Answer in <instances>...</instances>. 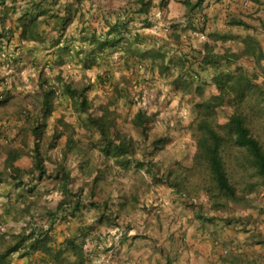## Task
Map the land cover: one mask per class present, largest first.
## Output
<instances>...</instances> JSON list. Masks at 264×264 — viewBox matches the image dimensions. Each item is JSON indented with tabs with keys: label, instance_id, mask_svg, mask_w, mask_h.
I'll list each match as a JSON object with an SVG mask.
<instances>
[{
	"label": "crops",
	"instance_id": "0c3cea01",
	"mask_svg": "<svg viewBox=\"0 0 264 264\" xmlns=\"http://www.w3.org/2000/svg\"><path fill=\"white\" fill-rule=\"evenodd\" d=\"M145 1L150 4L147 14L137 13L140 0H5L0 6V28L4 26L10 32L7 37L0 38L2 160L8 151L28 152L32 142L28 128L31 121L46 122L42 145L52 139V129L57 128L59 133L53 147L46 148V155L52 162L44 161L46 173L43 179L31 181L34 191L24 194L30 195V200L26 201L28 213L21 211L24 205L13 183L0 184L1 219L26 215L25 219H42L41 224L48 221L49 225L45 223L44 227L50 226L55 245L62 244L67 237L83 238L84 251L89 254L107 251L98 248L103 245L99 236L116 227L115 224L125 231L132 230V236L120 238V250H111V264H264V245L258 243L264 237L262 230H236L235 224L226 223V217H216L210 209L203 211L201 205L204 203L192 204L185 194L153 183L147 165L136 168L133 161L151 160L160 172H164L171 163L164 161V153L171 151L174 145L177 149L180 147L183 139L180 133L183 132L179 131L178 121L170 116L172 109L168 107L172 104L166 99L156 101L145 110L146 137L141 135L140 128L133 125L132 120L142 109L131 101L127 83H122V80L131 82L134 79L140 89L148 92H164L165 95L168 91L172 98L180 96L184 94L181 92L185 90L184 86L177 87L173 81L182 72L180 63L184 55L200 58L205 45H214L213 54L225 50L236 53L244 47L248 37L256 42L262 53L259 63L264 65V0H204L191 14L187 13V4L195 0ZM156 12L161 14L160 22L151 17ZM32 17L40 21L38 35L27 41L20 40L22 24ZM234 19L243 21L250 28L230 25ZM116 23L127 29L129 38L126 39L130 42L134 35L149 38L141 44H133V50L158 52L163 61L150 57L135 60L124 54L123 49H117L106 63L96 56L89 57L87 52L93 48L91 37L103 40V32ZM217 36L220 38H215ZM153 41H156L155 45H152ZM123 45L125 41L116 48ZM116 53L121 55L115 61ZM90 59H97L99 65L95 62L85 67L84 63H90ZM132 59L137 61L134 65ZM140 63L145 65L144 71L137 70L142 67ZM158 66L169 67V75L162 74ZM190 68L198 74L199 81L193 82L194 87L201 85L204 92L214 88L210 68L201 71L197 63L191 64ZM105 70L110 75L109 87L99 82L104 78ZM40 76L48 80L49 86L44 88H56V92L60 89L59 79L64 83L71 82L77 88L88 85L85 96L92 117L100 116L105 106L115 110L118 114L116 127L134 143L135 154L127 168H120L115 158L101 150L99 133L85 127L86 114L67 99L56 97L51 114L41 117L39 101L34 95ZM143 79L148 81L142 85ZM115 87L124 97L108 105L109 99L118 97ZM185 96L188 95L182 98ZM25 97L30 100L26 101ZM27 112L30 118H27ZM190 151L194 150L191 148ZM177 159L175 157L174 161ZM13 164L30 168L31 152L20 153ZM65 174L67 178L63 180ZM44 190L49 191L46 198L49 204L52 203L50 210L47 203L43 204L41 197H37ZM152 195L159 196L161 201L158 216L140 208L142 197ZM61 200H65V211L51 220L47 210L53 212ZM74 200H78V207ZM38 208H43L42 214ZM239 231L242 236H237ZM38 253L32 256V264L40 258ZM23 262L18 261V264Z\"/></svg>",
	"mask_w": 264,
	"mask_h": 264
},
{
	"label": "trees",
	"instance_id": "16d2710c",
	"mask_svg": "<svg viewBox=\"0 0 264 264\" xmlns=\"http://www.w3.org/2000/svg\"><path fill=\"white\" fill-rule=\"evenodd\" d=\"M5 0H0V6L4 4ZM204 0H195L193 3L187 4L188 14H191L197 7H199ZM140 7L137 9L138 14H147L150 8L149 1L140 0ZM136 10V11H137ZM121 23V22H119ZM119 23L114 24L111 28L104 33L105 38L99 40L94 36L91 37V44L93 48L87 52L89 57L96 56L102 63H106L108 57L112 56L117 49H123V53L130 55L133 59H145L150 57L152 60L162 58L158 52L146 51L140 52L132 49V45L141 44L147 41L149 38L132 36L131 42L126 39L127 29L119 26ZM40 21L37 17L27 19L21 26L19 39L23 41L30 40L38 35L37 29ZM230 25L243 27L249 29V25L241 20H231ZM10 34L7 28L2 26L0 28V38H5ZM219 39L220 37H215ZM125 41V45L116 48V46ZM152 45H155L156 41H153ZM244 47L236 53H231L225 50L221 54H213L212 50L214 45H205L203 48V54L200 58H191L190 56H183L181 61V74L178 79L173 83L181 86H189L194 81H199L198 74L190 68L191 64L197 63L199 70L205 71L211 69L213 72L211 81L214 84L215 91L205 101L196 102L193 105V109L196 112L195 118L188 125V129L191 130L192 136L195 141V151L193 155V166L188 168H182L174 163L169 168L160 172L159 168L155 166L151 160L142 162L139 160L133 161L132 158L135 154L134 143L131 138H128L121 130L116 127V117L118 114L115 110H108L107 106L101 109V115L92 117L89 112L90 104H88L85 92L89 89L88 85H82L79 88L74 87L71 82L64 83L59 79V92H56V88L45 89L44 86L48 85V80L40 76L38 83V90L34 95L37 96L39 101L42 118H46L52 112V103L56 97L67 99L73 106L77 107V110L85 113L86 118L83 119V124L87 129L93 130L99 133L101 150L111 155L116 159L120 168H127L133 161L136 168L144 167L147 165V171L151 174L153 183L161 184L168 188H171L176 193L190 192V182L187 180L185 172H190L193 169L205 168L209 174V181L211 182L210 188H201L208 196L209 208L211 211H216L225 208L226 203L244 204L247 202V197L254 191L255 185L249 184L246 189H238L230 180L227 172L226 163L223 157L224 148L232 144L236 148L243 150L241 158L245 161L249 170L258 178L259 185L264 186V146L259 139L253 134L251 130V103L257 100L256 113L258 109L260 97L264 98V90L255 83L256 75L248 74L240 67H236L234 70H230L231 64L243 57L252 58L254 62L259 64L262 58V53L258 49L256 42L248 37L244 40ZM127 45V47H126ZM186 56V57H185ZM97 58V59H98ZM97 59H90V63H84L85 67H89L93 63L97 62ZM132 59V60H133ZM161 61H163L161 59ZM127 61L124 59V65ZM137 61H132L134 65ZM154 61L151 62L153 64ZM141 66H137L138 69L145 70V65L140 63ZM139 64V65H140ZM223 64H225L223 68ZM161 65V64H160ZM153 67V65H151ZM130 66H127L128 68ZM162 74L168 73L169 67L158 66ZM136 68V67H135ZM152 70V69H151ZM150 71V70H149ZM264 75V71H261ZM104 78L99 82L100 84H111L110 75L108 71H104ZM106 79V80H104ZM58 81V78H56ZM178 82V84H177ZM122 83H129L128 80H122ZM120 83H118L119 85ZM129 85V84H128ZM134 83L133 86H136ZM115 87V94L119 97H124L123 94ZM177 90V88H175ZM196 92L202 91L201 85L195 88ZM182 92L186 93L185 90ZM58 93V94H57ZM197 93V94H198ZM197 97V95H194ZM109 99L108 105L113 104L118 100ZM131 101L135 103L133 97ZM140 110L136 113L135 118L132 120L133 125L140 128V133L146 137L147 127L144 125L146 120L145 111ZM217 115H221L224 118V122L219 123L216 119ZM30 118L29 112H27V118ZM26 118V119H27ZM30 122V121H29ZM58 124L62 122L57 121ZM32 125L29 128V133L32 136L31 146L28 152H31L32 166L30 168H20L13 163L19 157L20 153L28 154L24 151H8L3 160V167L0 168V184L4 182L13 183L18 189V197L22 203L29 201L30 195H24L26 193L32 194L33 186L31 181L40 182L45 173L46 168L44 161L52 162V159L46 155V148L53 147L55 140L59 136L57 128L52 129V139L49 140L46 145H42V133L46 128V122L41 120L31 121ZM66 127V126H65ZM243 167H245L243 165ZM151 169H153L151 171ZM182 170V171H181ZM66 174L63 176V180H66ZM28 182V183H27ZM257 183V184H258ZM256 184V185H257ZM43 188V186H42ZM64 191V190H63ZM24 192V193H23ZM48 190L40 191L37 197H41L43 204L47 203ZM36 196V195H33ZM74 197V196H73ZM26 200V201H25ZM75 205L78 207V200H74ZM65 200H61L56 205L53 212L47 210V214L55 219L58 213L65 211ZM21 211L29 212V205L23 206ZM31 218V217H30ZM52 219V220H53ZM226 223L231 224L234 220L240 223L244 228L248 230L246 225L255 227L254 220L250 216L245 218H226ZM34 221L32 219L27 220ZM51 223V221H50ZM30 225V224H29ZM51 228H47L44 225L28 227L23 226L18 232H7L0 234V264H18V261H24L21 264H32L31 258L39 252V263L42 264H92L89 253L84 251V240L78 237H67L63 240L62 244L55 245L53 237L50 235ZM260 244L264 245V237L260 238Z\"/></svg>",
	"mask_w": 264,
	"mask_h": 264
},
{
	"label": "rangeland",
	"instance_id": "374dc122",
	"mask_svg": "<svg viewBox=\"0 0 264 264\" xmlns=\"http://www.w3.org/2000/svg\"><path fill=\"white\" fill-rule=\"evenodd\" d=\"M120 55H121L120 53L115 54V56L113 57V60H115V61L119 60ZM224 65L225 64H223V68L225 67ZM260 65L255 63L254 60H252L250 58L243 57L237 61H234V63L231 64V66H230V70H234L236 67H240L243 71H246L248 74L256 75L255 83L260 87V90L261 89L264 90V75L261 72L264 65H261V66ZM22 80L23 79H21V82L24 83V81H22ZM141 81H142V85H143V84H145L144 82L145 81L147 82L148 80L143 79ZM14 82H16V80ZM135 82H136V80L133 79V81L126 84V86H128L126 88L128 95L133 97V98H136V103H134V105L137 106L138 108H140V106H142V102L144 101L146 107L149 108V106L153 105V103H155L156 101L164 102V100L167 99L168 100L167 102L172 104L171 107H168L169 109H172L170 116L175 118L178 121L179 131L183 132V133H180V134H183L181 136V137H183V139L181 138L182 142L180 143L181 139L179 140V143H180L179 146L180 147L177 149L176 145H174L171 148V151H167V154L165 152L164 153V161L168 162V163L171 162L170 165L177 163V165L181 166L182 168H188L190 166H193V155H194V151H195V149H193V147H195V141H194V138L192 136L191 130L187 129L188 125L190 124L191 121L194 120L195 115H196V112L193 109V105L196 102L205 101L209 95L214 93L211 90H215V87L213 89L208 90L207 92L201 91L200 93H198L195 90L196 87H194V85H193L194 83H192L189 86H184L183 89H185V91L187 92L186 94L185 93L180 94V96H175L172 98L171 92L167 91L165 95H163L164 92L160 93V94H158L156 92V94H155V91L148 92V90L140 89L138 84L136 86H133V83H135ZM27 86H29V85L27 84ZM181 95L182 96L188 95V96H185L184 98H182ZM194 95H197V97L196 98L193 97ZM25 99H26V101L30 100L28 97H25ZM117 99H118V97H117ZM255 103H257V100H254L251 103V106H252V113H251L252 122H251L250 127H251L253 134L259 139L261 144L264 146V98L260 97V99H259L258 109H260V110L258 113H256V111H255L256 110ZM216 119L219 123L224 122V118L221 115H217ZM185 137H186V139H184ZM191 148H192V150H194L193 152L190 151ZM224 149L225 150L223 153V157H224V160L226 163L227 172H228V175L230 177L231 182L238 189H242V188L246 189L249 184L255 185V187H254L255 189L250 195H248V197H247L248 199H247L246 203H244V204L226 203L224 209L220 208L219 210L211 211V212L216 214L215 215L216 217L221 216V217H226V218H238V217L245 218L246 216H250L254 220V222L252 224H254L256 222L255 227H254L255 229H253V227H251V225H246V226L249 229H253L256 231L262 230V232H264V186L259 185L258 178L252 173L251 170H249L245 161L241 158V155L244 152L243 150L236 148L232 144L228 145ZM181 150H183L184 152L180 153ZM3 157H4L3 156V150L0 149V168L3 167V160H2ZM175 157L178 158L177 161H174ZM243 165L245 167H243ZM185 175L187 177V180L190 182V186H191V187L188 186V188H191V189H190V192L184 191L183 194H185L186 197L191 199L190 202H192V204L194 202L195 203L200 202L201 204L204 203L203 205H201V208L203 209V211H205V210L210 211L209 210L210 208H209L208 196L203 191H201L202 187L203 188H205V187L210 188V186H211V182L209 181V174L206 172L205 168L193 169L190 172H185ZM6 196L8 197L9 195H6ZM152 197H154V196L153 195L152 196H143L142 199L140 200V202L142 200L144 201L145 199H150ZM23 205L25 206L26 203L24 202ZM51 205H52V203L49 204L47 201V208L49 210H50ZM42 209L43 208H41V209L38 208V210L41 211L40 212L41 214L43 212ZM14 213H16L15 210H14ZM25 218H26V215L24 217L19 216V218L3 220V219H1V216H0V234L7 233V232H18L23 226L32 227V225H34V226L38 227L41 225H45V223L48 224V221H44L41 224L42 219L34 220L33 222L28 221V223H27V220H29V219H25ZM118 222H120V221H118ZM231 224H235L234 229H236V230L242 229V228L245 229V227H243L240 223L235 222L234 220L231 222ZM114 226H117V225L115 224ZM227 227L231 232L234 231V229H231L229 226H227ZM227 233L229 234V232H227ZM240 235H241V232L239 231L237 236H240ZM140 237L141 236H139V235L136 236V238H140ZM243 237H244V235H243ZM127 238H128V236H127ZM133 238H135V237H133ZM120 245H121L120 244V238H118L115 241V246L113 247V249L119 248V250H120V247H121ZM226 245H230V244L226 243ZM107 252L108 251H104L102 253L94 254V255L98 256V257L99 256H106L108 254ZM117 252L119 253L120 251H117ZM38 256H39V253H38ZM33 258H36V260H37L38 257L34 256ZM35 264H42V263H39L38 261H36Z\"/></svg>",
	"mask_w": 264,
	"mask_h": 264
},
{
	"label": "built area",
	"instance_id": "2783aa9c",
	"mask_svg": "<svg viewBox=\"0 0 264 264\" xmlns=\"http://www.w3.org/2000/svg\"><path fill=\"white\" fill-rule=\"evenodd\" d=\"M151 17H155L157 19V22L161 21V14L160 12H156L154 15H151ZM154 27H157V25H155ZM135 99V103H136V98ZM140 107H146L145 102H142V106ZM147 108V107H146ZM140 208L143 210H148L149 213L152 216H158L161 212V201L159 199V196H154L150 199H145L144 201H141L140 204ZM104 234H100L99 236V240L103 243L102 246L98 247L100 249H106L109 254H107L106 256H95L94 253H90V260L92 264H111V255L110 252L114 247V243L118 238H121L123 235L125 236H131L133 235L132 230L131 231H125L119 227H114V228H109L107 230L104 231Z\"/></svg>",
	"mask_w": 264,
	"mask_h": 264
},
{
	"label": "clouds",
	"instance_id": "9594fccd",
	"mask_svg": "<svg viewBox=\"0 0 264 264\" xmlns=\"http://www.w3.org/2000/svg\"><path fill=\"white\" fill-rule=\"evenodd\" d=\"M117 54V53H116ZM104 80H106V79H104ZM101 85H103L104 87H109V85L108 84H106V83H104V84H102L101 83ZM141 109H147L146 107L144 108V107H140Z\"/></svg>",
	"mask_w": 264,
	"mask_h": 264
}]
</instances>
